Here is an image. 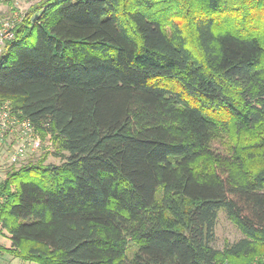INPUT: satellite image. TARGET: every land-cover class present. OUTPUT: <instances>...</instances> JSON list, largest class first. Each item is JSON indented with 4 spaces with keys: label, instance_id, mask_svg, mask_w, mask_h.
Listing matches in <instances>:
<instances>
[{
    "label": "trees",
    "instance_id": "1",
    "mask_svg": "<svg viewBox=\"0 0 264 264\" xmlns=\"http://www.w3.org/2000/svg\"><path fill=\"white\" fill-rule=\"evenodd\" d=\"M7 101L64 160L7 170L0 253L264 264V0H38L0 54ZM221 209L243 237L217 248Z\"/></svg>",
    "mask_w": 264,
    "mask_h": 264
},
{
    "label": "built area",
    "instance_id": "2",
    "mask_svg": "<svg viewBox=\"0 0 264 264\" xmlns=\"http://www.w3.org/2000/svg\"><path fill=\"white\" fill-rule=\"evenodd\" d=\"M26 11H14L10 15L0 16V54L8 41L14 38L15 28L23 19ZM49 127V123H44ZM11 139V141H9ZM10 142L9 166L20 165L28 154L40 153L45 144H52L51 132L43 133L30 118L20 116L10 101L0 106V147ZM0 264H6L1 263Z\"/></svg>",
    "mask_w": 264,
    "mask_h": 264
},
{
    "label": "rangeland",
    "instance_id": "3",
    "mask_svg": "<svg viewBox=\"0 0 264 264\" xmlns=\"http://www.w3.org/2000/svg\"><path fill=\"white\" fill-rule=\"evenodd\" d=\"M38 0H0V16L10 15L15 10L16 11H26L32 4L36 3ZM11 141V139L9 140ZM6 145L0 147V181L6 178V172L12 166H9L8 155L9 151L12 149L10 142ZM219 145L218 142L215 144ZM46 155L45 163H61L64 158L63 154L58 153L57 149L53 144H45L43 150L40 153H31L22 163H26L29 160H37ZM216 237L213 245L217 248H223L227 241H235L243 237L242 232L239 228L228 218L227 213L224 210H220L218 213L217 223H216ZM0 244L6 247L11 245V240L8 232L3 230L0 232ZM0 262L6 264H41L34 260H24L19 257H15L7 252L0 253Z\"/></svg>",
    "mask_w": 264,
    "mask_h": 264
}]
</instances>
